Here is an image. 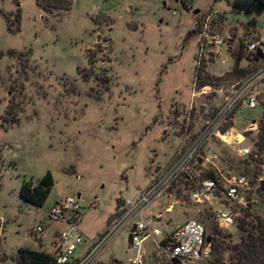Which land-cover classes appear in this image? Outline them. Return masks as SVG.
Wrapping results in <instances>:
<instances>
[{
	"label": "rangeland",
	"instance_id": "1",
	"mask_svg": "<svg viewBox=\"0 0 264 264\" xmlns=\"http://www.w3.org/2000/svg\"><path fill=\"white\" fill-rule=\"evenodd\" d=\"M263 4L72 0L67 11L47 12L36 0H0V264H24L20 248L55 254L58 240L45 244L35 229L46 226L61 200L80 194L86 205L100 199L96 211L84 212L91 236L122 198L149 185L177 154L185 125L194 134L264 66V59L254 63V53L246 51L257 42L264 52ZM216 33L231 39L229 48L215 54L209 45L200 52L201 35ZM232 119L239 131L259 121V133L248 135L259 148L242 158L211 140L204 148L206 167L224 178L244 175L255 186L264 176V108H238ZM47 171L55 184L37 208L20 197V188ZM174 189L145 212L151 226L164 236L196 219L211 238L206 264H241L235 248L252 224V210L264 214V194L252 190L251 212L221 228L213 211L217 202L196 204ZM128 235L113 239L96 264H132ZM145 245L146 264H154L157 248Z\"/></svg>",
	"mask_w": 264,
	"mask_h": 264
},
{
	"label": "built area",
	"instance_id": "2",
	"mask_svg": "<svg viewBox=\"0 0 264 264\" xmlns=\"http://www.w3.org/2000/svg\"><path fill=\"white\" fill-rule=\"evenodd\" d=\"M201 38L200 52H203L205 46L210 45L212 51L218 54L228 49L231 43V39L220 33L211 36L202 34ZM203 38L209 40L204 42ZM257 45H259L257 42H252L246 46V51L254 53L255 58ZM206 88L208 87L204 86L200 90L204 91ZM263 106L264 66L240 83L226 98L219 111L206 117L201 128L194 134L191 133L190 124L185 125L184 139L173 160L162 167L144 189L133 196L122 198V204L117 206L102 232L95 236H87L82 230L84 212L96 211L100 199L94 197L84 205L81 196H69L51 209L46 226H37L35 233L42 235L54 224L63 226L58 234L57 250L54 254L58 264H96L108 244L125 231L132 234L130 248L135 251L132 264H146L147 241L152 242L157 248L158 260L154 264H173L172 261L175 259L179 264H206L210 256L211 241L207 243L208 233L202 222L189 219L173 234L163 236L158 226L154 224L151 226V222L147 221L145 212L157 200L172 195L171 190L177 187L174 192L178 193L180 190L182 195L196 204L217 202L219 209L214 207L213 211L221 228L235 226L240 217H246V214L251 212L254 202L250 197L252 190L263 193L260 187L264 176L259 177L255 186L244 175L224 178L221 172L206 167L209 160L204 148L209 141L217 140L233 148L240 157H250L253 147L255 145L259 147L256 142L251 146L248 135L259 133V121H252L244 130L239 131L231 124L232 115L238 108L247 107L255 110L257 107L264 108ZM209 171L214 173V178L205 176ZM173 205L174 202L168 203L165 210L172 212ZM252 214L258 215L254 210ZM259 216L264 217V214Z\"/></svg>",
	"mask_w": 264,
	"mask_h": 264
},
{
	"label": "trees",
	"instance_id": "3",
	"mask_svg": "<svg viewBox=\"0 0 264 264\" xmlns=\"http://www.w3.org/2000/svg\"><path fill=\"white\" fill-rule=\"evenodd\" d=\"M38 7L43 11L51 12L54 9L69 10L72 0H36ZM206 177L214 178L212 171L206 172ZM54 177L51 171L38 180L23 182L20 188V197L30 205L40 208L48 199L54 186ZM120 199V198H119ZM117 200L120 201L121 200ZM119 207L120 204L117 203ZM252 224H246L242 229L239 244L235 250L241 264H264V220L253 214ZM165 243V242H164ZM19 261L24 264H58L54 255L44 251L20 248L18 251Z\"/></svg>",
	"mask_w": 264,
	"mask_h": 264
},
{
	"label": "crops",
	"instance_id": "4",
	"mask_svg": "<svg viewBox=\"0 0 264 264\" xmlns=\"http://www.w3.org/2000/svg\"><path fill=\"white\" fill-rule=\"evenodd\" d=\"M116 208H117V207H116ZM115 210H116V209H115ZM83 217H85V215H84ZM110 217H111V216H109L108 219L106 220L105 225H104L103 227H101V228L95 230V231H94V234L91 235V236H95L96 234L102 232V230H104V229L106 228V226H107V224H108V221H109ZM83 220H84V218H83ZM82 223H83V222H82ZM62 229H63V226L60 225V224H54V225L50 226V227L46 230V232L44 233L45 244H46V243H47V244H49V243L51 244L52 242L58 240V234H59V231L62 230ZM82 230H83V232H84L87 236H89L88 233H86V230H84V226H83V224H82ZM151 243H152V242H151ZM146 252H147V251H146Z\"/></svg>",
	"mask_w": 264,
	"mask_h": 264
},
{
	"label": "water",
	"instance_id": "5",
	"mask_svg": "<svg viewBox=\"0 0 264 264\" xmlns=\"http://www.w3.org/2000/svg\"><path fill=\"white\" fill-rule=\"evenodd\" d=\"M196 13H197V11H196ZM263 59H264V52L262 50H258L257 54H256V58H255V63H257ZM260 190L264 193V180L261 182ZM80 196L81 195L79 194L78 197H80ZM210 241H211V238L208 236L207 237V243H210ZM128 243L130 246L132 245V234L128 235ZM172 262H173V264H179V261L176 259L173 260Z\"/></svg>",
	"mask_w": 264,
	"mask_h": 264
}]
</instances>
